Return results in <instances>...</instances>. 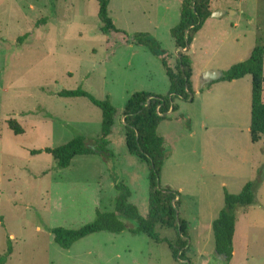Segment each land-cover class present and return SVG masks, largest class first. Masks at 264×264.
Returning a JSON list of instances; mask_svg holds the SVG:
<instances>
[{"label": "rangeland", "instance_id": "1", "mask_svg": "<svg viewBox=\"0 0 264 264\" xmlns=\"http://www.w3.org/2000/svg\"><path fill=\"white\" fill-rule=\"evenodd\" d=\"M212 5L225 14L210 17L190 49L194 100L179 101L159 128L168 151L161 184L182 191L180 215L190 226L183 258L176 259L167 243L147 234L101 231L65 249L52 229L80 228L95 220L97 208L114 210L116 182L127 184L130 201L149 214L150 167L128 151L122 116L134 93L168 92L161 59L134 35L149 32L172 53L180 1L110 0L109 15L128 35L125 42L120 32L101 31L98 0H0V257L9 238L14 246L6 264H224L213 222L225 191L238 194L250 181L256 200L238 211L230 264H264V135L253 141L250 132L252 75L197 90L205 71L227 70L264 43V0ZM78 88L110 98L118 109L111 165L90 154L61 168L45 151L78 135L92 146L100 135L98 106L84 96L59 95ZM11 118L25 133L9 127ZM157 231L177 242L174 229Z\"/></svg>", "mask_w": 264, "mask_h": 264}, {"label": "trees", "instance_id": "2", "mask_svg": "<svg viewBox=\"0 0 264 264\" xmlns=\"http://www.w3.org/2000/svg\"><path fill=\"white\" fill-rule=\"evenodd\" d=\"M99 1V18L101 31L104 34L120 32L125 42L128 35L118 29L109 15L110 0ZM180 20L172 27L171 35L176 41V66L172 68L168 62L166 51L160 41L149 32H137L134 42L148 47L158 56L170 80L167 94L161 95L149 91H138L128 100L123 111L128 151L147 163L150 167V205L149 214L145 217L139 207L130 201L132 190L123 182H116L117 196L114 210L97 208L96 218L80 228H66L63 226L52 229L55 242L65 249L91 234L109 231L121 233L129 231L134 235L147 234L157 242H165L172 250L176 259H182V249L187 247L190 239V226L187 220L181 218V191L171 186H162L161 176L163 165L168 156L164 137L159 133V127L169 117L170 112L178 111L179 101H193V59L189 49L198 32L206 20L212 16L214 0H181ZM23 40V37L20 38ZM222 81H235L252 75V109L250 132L253 141L264 135V43L259 41L251 56L224 70ZM210 86L202 87L201 92ZM60 96H84L102 110L101 133L92 146L86 144L85 138L76 136L69 142L56 147H48L45 151L51 154L61 168H68L73 159L80 155L100 154L111 165L113 152L109 148V136L113 133L115 117L118 109L110 98L100 100L83 88L60 91ZM159 108V111H158ZM9 127L16 134H23L25 130L17 119L7 121ZM42 150H33L37 154ZM255 182H248L238 194L225 191V207L219 217L213 222L216 252L223 256L224 264H230L234 257V237L240 208L249 207L255 203ZM157 226L174 229L177 242L169 237H162ZM8 239V249L0 257V264H6L14 246Z\"/></svg>", "mask_w": 264, "mask_h": 264}, {"label": "crops", "instance_id": "3", "mask_svg": "<svg viewBox=\"0 0 264 264\" xmlns=\"http://www.w3.org/2000/svg\"><path fill=\"white\" fill-rule=\"evenodd\" d=\"M180 1V9H181V0H179ZM212 9H213V5H212ZM214 10V9H213ZM212 17V16H211ZM209 19V18H208ZM207 19V20H208ZM207 20H206V22H207ZM205 22V23H206ZM205 25V24H204ZM203 25V26H204ZM172 27H174V26H172ZM203 28V27H202ZM172 29V28H171ZM201 31V30H200ZM199 31V32H200ZM198 32V33H199ZM197 36H198V34H197ZM197 36H196V38H197ZM196 38H195V40H196ZM159 40V39H158ZM175 40V39H174ZM195 40H194V42H195ZM193 42V43H194ZM193 45V44H192ZM192 45H191V47H192ZM191 47H190V49H191ZM190 49H189V53H190ZM167 53H166V56H167V59H168V62H169V64H170V66L172 67V68H175V66H176V56H177V47H176V41H175V50L174 51H172V53H168V51H166ZM191 54V53H190ZM192 56V55H191ZM167 72V71H166ZM193 77H194V69H193ZM202 79H203V75H202ZM202 79H201V83L200 84H198V86H197V90H201V88L202 87H205L206 85H203V82H202ZM192 81H193V78H192ZM193 88H194V82H193ZM169 89H170V86H169ZM145 91H149V92H153V93H156V94H158L157 92H154V91H151V90H145ZM169 91V90H168ZM207 92H211V91H207ZM168 93V92H167ZM166 93V94H167ZM161 95H165V94H161ZM171 113V112H170ZM169 113V114H170ZM122 123L124 124V117L122 116ZM161 126V125H160ZM160 128V127H159ZM114 134V128H113V133L111 134V135H113ZM110 135V136H111ZM162 135V134H161ZM163 136V135H162ZM164 137V136H163ZM164 139H165V144H166V138L164 137ZM111 142V141H110ZM169 186V185H168ZM172 187V186H171ZM174 189V188H173ZM177 190V189H176ZM180 191V190H179ZM182 192V191H181ZM99 202L101 203L102 202V200H101V195L99 194ZM98 204V202L95 204V206H98L97 205ZM141 212V211H140ZM142 213V212H141ZM145 217L147 216V212H145V213H142ZM235 251V250H234Z\"/></svg>", "mask_w": 264, "mask_h": 264}, {"label": "water", "instance_id": "4", "mask_svg": "<svg viewBox=\"0 0 264 264\" xmlns=\"http://www.w3.org/2000/svg\"><path fill=\"white\" fill-rule=\"evenodd\" d=\"M223 14H225V11H214L212 13L213 17H221ZM224 76V72L221 70H207L203 73V85H208L213 83L216 80H221Z\"/></svg>", "mask_w": 264, "mask_h": 264}, {"label": "built area", "instance_id": "5", "mask_svg": "<svg viewBox=\"0 0 264 264\" xmlns=\"http://www.w3.org/2000/svg\"><path fill=\"white\" fill-rule=\"evenodd\" d=\"M158 111H159V108H158Z\"/></svg>", "mask_w": 264, "mask_h": 264}]
</instances>
